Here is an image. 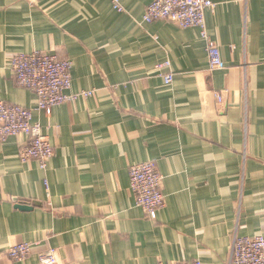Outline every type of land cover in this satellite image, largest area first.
Wrapping results in <instances>:
<instances>
[{"label":"crops","instance_id":"1","mask_svg":"<svg viewBox=\"0 0 264 264\" xmlns=\"http://www.w3.org/2000/svg\"><path fill=\"white\" fill-rule=\"evenodd\" d=\"M154 1L0 0V101L31 109L55 149L42 170L22 138L0 144V264L49 249L57 264H229L236 236H264V0H211L215 71L198 28L143 22ZM35 51L72 60L70 93L94 95L38 111L10 69ZM149 161L166 196L154 218L130 188ZM23 242L31 256L11 261Z\"/></svg>","mask_w":264,"mask_h":264},{"label":"built area","instance_id":"2","mask_svg":"<svg viewBox=\"0 0 264 264\" xmlns=\"http://www.w3.org/2000/svg\"><path fill=\"white\" fill-rule=\"evenodd\" d=\"M118 13L125 8L122 0H110ZM216 5L211 0H155L147 9L143 22L151 24L168 21L181 29L196 27L200 37L206 43L211 71L221 69L223 65L221 50L209 34L206 23V11L214 10ZM73 61L61 59L50 52L35 51L30 54H17L10 61V69L17 84L32 91L37 97V110L48 117L56 106L73 103L80 98H90L94 91L70 93L72 88L71 71ZM159 71L167 70L164 83L171 85L174 75L170 61L156 66ZM218 103H223L221 94H216ZM11 137L22 138L20 160L22 163L37 161L42 170L54 157L55 149L43 133V126L33 121L31 109L0 101V144ZM130 188L135 196V204L145 215L154 218L158 211L166 206V196L162 191L163 177L155 161L143 162L129 168ZM33 244L17 243L10 247L7 256L11 261L24 262L32 254ZM40 264H57V250L49 249L40 256ZM160 264H205L200 260L191 263ZM229 264H264V236H236L231 249Z\"/></svg>","mask_w":264,"mask_h":264},{"label":"water","instance_id":"3","mask_svg":"<svg viewBox=\"0 0 264 264\" xmlns=\"http://www.w3.org/2000/svg\"><path fill=\"white\" fill-rule=\"evenodd\" d=\"M18 208L21 209V210H30V209H32L31 207L24 206V205H19Z\"/></svg>","mask_w":264,"mask_h":264}]
</instances>
